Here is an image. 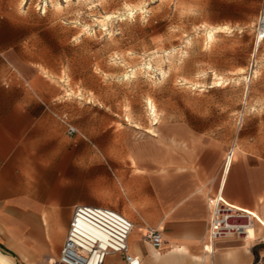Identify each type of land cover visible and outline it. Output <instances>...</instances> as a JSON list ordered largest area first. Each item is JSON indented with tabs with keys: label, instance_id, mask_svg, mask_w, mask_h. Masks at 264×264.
I'll return each mask as SVG.
<instances>
[{
	"label": "rangeland",
	"instance_id": "rangeland-1",
	"mask_svg": "<svg viewBox=\"0 0 264 264\" xmlns=\"http://www.w3.org/2000/svg\"><path fill=\"white\" fill-rule=\"evenodd\" d=\"M19 3L42 19L25 34L44 89L73 102L75 145L89 142L91 203L123 209L124 182L141 175L131 157L148 145L218 131L239 146L234 178L249 180L248 200L264 210V42L254 51L264 0H48L44 13L39 0ZM236 206L255 219L248 245L264 239L262 212Z\"/></svg>",
	"mask_w": 264,
	"mask_h": 264
},
{
	"label": "crops",
	"instance_id": "crops-1",
	"mask_svg": "<svg viewBox=\"0 0 264 264\" xmlns=\"http://www.w3.org/2000/svg\"><path fill=\"white\" fill-rule=\"evenodd\" d=\"M19 2L0 0V252L12 264H56L76 206L90 205L112 208L132 221L129 253L141 264H264V239L256 235L250 245L223 239L212 246L214 253L205 248L211 196L239 211L236 205L264 212L248 200L249 180L234 178L240 148L222 132H188L193 141L186 146L148 145L144 157L141 151L131 157L141 175L124 182L129 200L122 210L90 202L89 142L85 137L75 145V133H68L74 127L73 102L44 89L41 53L26 49L25 34L26 22L42 19ZM233 146L239 151L226 171ZM148 229L162 234L160 249L145 239ZM104 264L127 262L123 254L110 253Z\"/></svg>",
	"mask_w": 264,
	"mask_h": 264
},
{
	"label": "built area",
	"instance_id": "built-area-1",
	"mask_svg": "<svg viewBox=\"0 0 264 264\" xmlns=\"http://www.w3.org/2000/svg\"><path fill=\"white\" fill-rule=\"evenodd\" d=\"M48 0H39V10L46 12ZM256 45L264 42V8L260 11L256 23ZM76 132L69 127V135ZM211 217L209 221L208 243L213 246L223 239L245 240L249 220L236 214L230 207L217 197L211 198ZM134 224L117 210L102 206H76L73 219L69 226L65 244L56 264H104L110 253L125 256L127 264H141L138 256L129 253V238ZM145 239L155 249L163 245L162 234L148 229Z\"/></svg>",
	"mask_w": 264,
	"mask_h": 264
},
{
	"label": "bare ground",
	"instance_id": "bare-ground-1",
	"mask_svg": "<svg viewBox=\"0 0 264 264\" xmlns=\"http://www.w3.org/2000/svg\"><path fill=\"white\" fill-rule=\"evenodd\" d=\"M70 0H64V2H69ZM26 2V1H25ZM52 2V1H51ZM54 3V2H53ZM52 4V3H51ZM53 5V4H52ZM61 5L58 3V8H60L61 9ZM66 9V8H65ZM56 10H58V9H56ZM60 13V12H59ZM108 20V19H107ZM228 28L227 27H220L219 29H212V30H210V33H209V37H208V39H209V41H214V39H215V36H216V33L218 32V31H220V30H227ZM258 47V46H257ZM254 51H256V52H258L259 51V49H255ZM256 72V74H258V71H255ZM220 78V77H219ZM218 78V79H219ZM219 82V81H218ZM218 84V83H217ZM151 103V102H150ZM151 108H152V113H153V116H154V120L156 121L155 123L157 124V112H156V107L154 106V105H151ZM153 134V133H152ZM234 147V146H233ZM239 151V148L237 147V146H235L234 148H233V153H234V155L231 157V160H229V157H230V155H228L227 156V158H226V162H225V166H226V171L230 168V170H231V168H232V165H233V162H234V159H235V155H236V153ZM225 172V171H224ZM229 206V205H228ZM211 207V206H210ZM230 207V209L231 210H233V212L234 213H236V214H240V215H242V216H245L246 218H248V220H249V225H248V227H247V237L245 238V241H247L249 238H251V236L253 235V231H254V228H255V219H254V217L252 216V214L251 213H249V212H243V211H239V210H237L236 208H234V207H231V206H229ZM243 212V213H242ZM253 215H255V216H258V213L256 212H254V214ZM262 223H263V225H264V212H262ZM263 228H264V226H263ZM211 252V253H214V247H212L211 245H209L208 246V252ZM213 257V256H212ZM0 264H12V261L6 256V255H4V254H2L1 252H0Z\"/></svg>",
	"mask_w": 264,
	"mask_h": 264
}]
</instances>
